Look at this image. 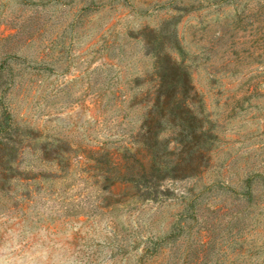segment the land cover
<instances>
[{"label": "rangeland", "instance_id": "obj_1", "mask_svg": "<svg viewBox=\"0 0 264 264\" xmlns=\"http://www.w3.org/2000/svg\"><path fill=\"white\" fill-rule=\"evenodd\" d=\"M3 66L0 264H264V0H0Z\"/></svg>", "mask_w": 264, "mask_h": 264}, {"label": "trees", "instance_id": "obj_2", "mask_svg": "<svg viewBox=\"0 0 264 264\" xmlns=\"http://www.w3.org/2000/svg\"><path fill=\"white\" fill-rule=\"evenodd\" d=\"M9 38H11V37H9ZM9 38H7V39H9ZM33 39H34V36L31 37L29 39V41H32ZM38 55H40V54H38ZM179 68H181V67L177 66L174 63V61L169 59L168 63H167V69L171 73H168V74L166 73V75L168 76V75L172 74V72H174V71H178L179 73H181V70H179ZM5 69H6V66L0 67V185L6 180L5 175L9 171H14V172H17L18 175H22V172L20 173L17 170V168L12 165V162H15L17 160V158H21V156L24 152V147H23L24 138H22V136L15 134L16 131L13 132L14 127L11 123V116L8 112L7 105H5V100L3 97V94L5 93V91L10 86L7 84V80L3 81V78L12 75L11 69H8V71ZM155 76L161 82H162V79H166V78H163L164 77L163 74H161V75L155 74ZM185 80L186 79L184 76L185 88L188 87V89H189V85H187V82ZM161 82L155 85V88L158 91L160 89H162ZM173 102H174V104H178L179 100H173ZM161 104H162V106L166 105L162 101H161ZM147 117L148 118L145 121L147 123L146 125L154 124L157 122L156 117L154 118V116H150V115ZM178 119H179V125H180L183 122V119L181 117H179ZM181 130H183V129H181ZM193 138H194V135L190 134L189 139H191V141H189V142H192ZM165 155H166L165 152L164 153L162 152L160 154H152V150H151V152H149V156L147 158V165L140 164V166L137 167L138 170H136V172H134L135 174H133L132 178H130V180H129L132 184L137 186L140 191L143 192L144 196H146L148 198L151 197V199H153V200L157 199L158 197H162L163 195H165V194H163V192L159 189V187L157 185L158 183L163 181L164 176H161V175H169V177H170L171 172L179 173V172H182L188 168V167H186V165L182 164L184 162V160L183 161L180 160V161L176 162V167H177L176 170H174L172 168L170 169L169 166H167V163L163 162L161 160ZM179 157L182 158L181 155H179ZM112 164L115 168H118V169L121 168V170H125V171L121 172L123 174H125V172L128 173L129 168H130L129 165H132V164L128 163V161H122V160H119L118 162H113ZM182 166H184V167H182ZM125 179H129V178H125ZM262 179H263L262 184L264 186L263 176H262ZM245 195H244V197L246 200H250L252 198L250 192L246 196ZM207 244H208V241L202 242L203 247H205V245H207ZM239 249L242 250V248H239ZM257 253H260V251H255L254 255H256ZM239 264H253V263L250 261H247V262H239Z\"/></svg>", "mask_w": 264, "mask_h": 264}]
</instances>
